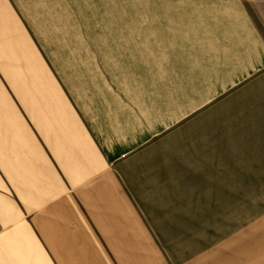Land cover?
<instances>
[{
  "label": "rangeland",
  "instance_id": "374dc122",
  "mask_svg": "<svg viewBox=\"0 0 264 264\" xmlns=\"http://www.w3.org/2000/svg\"><path fill=\"white\" fill-rule=\"evenodd\" d=\"M10 1L25 22L0 25V264H264V182L216 199L208 169L183 167L200 129L178 141L243 80L215 53L246 32V1ZM228 15L217 46L204 22Z\"/></svg>",
  "mask_w": 264,
  "mask_h": 264
},
{
  "label": "crops",
  "instance_id": "0c3cea01",
  "mask_svg": "<svg viewBox=\"0 0 264 264\" xmlns=\"http://www.w3.org/2000/svg\"><path fill=\"white\" fill-rule=\"evenodd\" d=\"M245 1L249 6L248 15L251 17L248 19L244 17L246 32L241 37L230 38L226 44H223L228 47L229 52L215 53L217 56L235 55V61H227L228 67L223 69L237 73L236 77H243V80L239 85L234 83L231 86L233 91L215 102L210 110L201 111L190 117L188 124L182 129L180 140H178L183 143L184 136L192 133V129H200L198 131L201 133L198 132L197 137L202 141L206 140L208 149L201 155L199 154L200 156H189L187 162L190 161L191 164H185L183 167L208 169V172L203 174L202 184L205 185L206 182L213 180L212 183L216 185V192L219 194L216 199L221 200L233 197L230 195L235 192L236 184L264 182L262 179L257 180L264 176V172L261 171L264 169V1L262 3L253 0ZM15 7L10 0H0V25L9 24V30L13 25L16 30L21 32V26L25 21L17 15ZM19 7L22 12L21 7L23 6L19 4ZM221 19L228 22V19L233 20V17H229V15L209 17L204 22V24H208V32H211V38L215 39L217 46H219L218 34L221 30L219 28ZM34 22L39 21L34 20ZM1 29H5V27H1ZM13 42L12 39H1L0 49L12 47ZM5 55L7 56L5 52L0 51V71L9 70L3 67L11 63L5 59ZM52 61L59 71H68V67L65 65L60 66L53 58ZM208 70L218 69L212 65V67L200 68L196 71ZM0 81L2 82V80ZM0 84L7 86L4 83ZM59 94H57L59 105L63 104L67 109L64 99ZM190 94L192 92L188 91V95ZM69 113L72 118L71 123L75 129L80 131L77 120L71 112ZM209 128H212L216 133L214 144H211L206 134ZM81 138L85 147L93 151L89 138L86 135H82ZM211 146L213 147L210 149ZM84 153L87 157V153ZM209 169H213V171H209ZM253 169H259V171H253ZM205 177L209 179H205ZM225 193L228 195H224Z\"/></svg>",
  "mask_w": 264,
  "mask_h": 264
}]
</instances>
